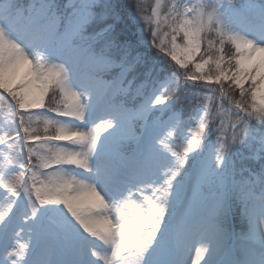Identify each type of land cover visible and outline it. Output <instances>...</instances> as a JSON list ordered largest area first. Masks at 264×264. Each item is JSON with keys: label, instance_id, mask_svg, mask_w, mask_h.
Masks as SVG:
<instances>
[{"label": "snow or ice", "instance_id": "1", "mask_svg": "<svg viewBox=\"0 0 264 264\" xmlns=\"http://www.w3.org/2000/svg\"><path fill=\"white\" fill-rule=\"evenodd\" d=\"M159 9L0 0V264H264V0Z\"/></svg>", "mask_w": 264, "mask_h": 264}, {"label": "trees", "instance_id": "2", "mask_svg": "<svg viewBox=\"0 0 264 264\" xmlns=\"http://www.w3.org/2000/svg\"><path fill=\"white\" fill-rule=\"evenodd\" d=\"M127 2H128V0H121V3L122 4H127ZM142 2L145 5L149 6V12L151 11V6H155V4H156V0H142ZM172 2H173V0H163L162 4H160V9L159 10H160L161 19L158 21V23L160 24L161 28H164L165 25L168 23V20H167V9L171 6ZM234 2L237 3V4H239V3L242 2V0H234ZM124 28H125V25L124 24H120V25L117 26V31L120 32L121 29H124ZM129 30L130 31H135L137 33V35H139V28L138 27L135 28V29H132L129 26ZM162 35H163V33H162ZM180 36L182 37V33L180 34ZM210 38L215 39L214 36H210ZM178 40H179V42L182 41V39H180V37H178ZM149 46H150V44H149ZM231 50L234 51V49H231ZM229 52H230V45H226V47H225V53H229ZM149 55H151V56L156 55L155 49H152V51L149 53ZM198 55H199V53L196 54V56H198ZM168 59L170 60V57ZM171 63L176 68L179 69V65H175L173 62H171ZM165 67H167V65H165ZM207 68H208V66H205V68L203 70L204 71H207ZM180 71H181V84H182L183 83L184 70L183 69H180ZM165 75H166V73H161L160 74V79L163 80ZM174 93H175V86L173 85V91L169 93V97H171L172 95H174ZM181 95H183V93H181ZM236 98H239L238 97V94H237V97ZM46 99H47V97H46ZM257 103L259 104L260 101L258 100ZM195 104H196V101H193L191 104H189V102L185 100L183 102V104H176L175 105V108L176 109H180L181 107H183V109H184L183 118H184V116L187 114V112L192 107H194ZM212 108L216 109L215 106H213ZM25 111H34V110L33 109H26ZM44 126L45 125H44L42 119L41 120H35V118H34V121H33L32 125H31L32 128L37 129V134L40 135V136H44L45 135ZM54 132H55V129L50 127L49 128V132L47 134L51 135V134H54ZM36 147L39 148L42 153L46 152V146L45 147H41L40 145H36Z\"/></svg>", "mask_w": 264, "mask_h": 264}, {"label": "rangeland", "instance_id": "3", "mask_svg": "<svg viewBox=\"0 0 264 264\" xmlns=\"http://www.w3.org/2000/svg\"><path fill=\"white\" fill-rule=\"evenodd\" d=\"M163 0H160V4H162ZM193 2H195V0H193ZM159 11V17H158V21L161 19V15H160V10ZM180 43H183V41H181ZM198 54V53H196ZM260 55V54H257ZM173 63L175 64V62L173 61ZM2 90V89H1ZM1 92V91H0ZM34 111H37V109H33ZM211 111L213 113L216 112V109L211 108ZM5 117H8V119L10 120L11 117L8 115V110H7V106L6 107H2L0 105V129H5L6 128V122H5ZM225 119H227V116H225ZM217 124L219 123V121L216 122ZM197 125L194 123L192 125V129H193V133H190V135L194 134V129ZM187 131V128L185 129ZM1 134L3 135V132L0 131ZM212 142H215V136L212 137ZM42 153V152H41ZM15 153L13 152V150L11 148H6L4 145H0V167H3L5 171H7V168L9 167V165L6 162V158H10L11 156H13ZM2 191V190H0ZM190 243L194 244V238L192 241H190Z\"/></svg>", "mask_w": 264, "mask_h": 264}]
</instances>
